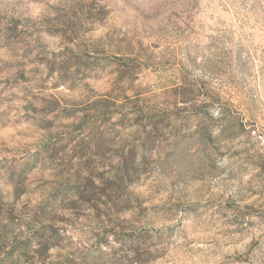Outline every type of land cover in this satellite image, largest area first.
Masks as SVG:
<instances>
[{"label": "rangeland", "instance_id": "obj_1", "mask_svg": "<svg viewBox=\"0 0 264 264\" xmlns=\"http://www.w3.org/2000/svg\"><path fill=\"white\" fill-rule=\"evenodd\" d=\"M0 264H264V0H0Z\"/></svg>", "mask_w": 264, "mask_h": 264}, {"label": "trees", "instance_id": "obj_2", "mask_svg": "<svg viewBox=\"0 0 264 264\" xmlns=\"http://www.w3.org/2000/svg\"><path fill=\"white\" fill-rule=\"evenodd\" d=\"M81 195H83V194H78L77 197L80 198ZM80 201L85 203L86 205H88L90 207V209H92L93 211H95L96 209L101 208V207H104V208L110 207V202L106 199L105 200H103V199L98 200L95 198H84V199L80 198ZM43 206L44 205L42 204L40 206V208L43 209ZM45 206H46V204H45ZM57 239H58V236L55 234H51L50 237H48L47 239H44V236L41 237L40 244H39L36 251L49 253L51 251V249L58 248L59 244H57L58 243ZM28 245H29V240L27 239L25 241V246H26L24 248L25 251H26Z\"/></svg>", "mask_w": 264, "mask_h": 264}]
</instances>
